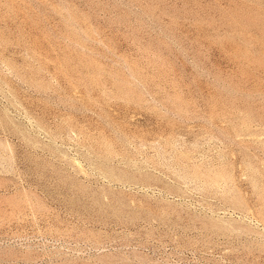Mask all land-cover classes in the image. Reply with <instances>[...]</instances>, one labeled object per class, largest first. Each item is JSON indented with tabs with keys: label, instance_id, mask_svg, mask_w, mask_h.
<instances>
[{
	"label": "rangeland",
	"instance_id": "1",
	"mask_svg": "<svg viewBox=\"0 0 264 264\" xmlns=\"http://www.w3.org/2000/svg\"><path fill=\"white\" fill-rule=\"evenodd\" d=\"M0 264H264V0H0Z\"/></svg>",
	"mask_w": 264,
	"mask_h": 264
}]
</instances>
